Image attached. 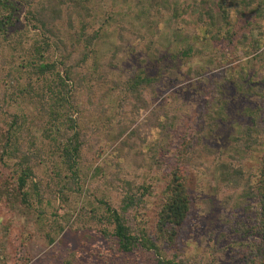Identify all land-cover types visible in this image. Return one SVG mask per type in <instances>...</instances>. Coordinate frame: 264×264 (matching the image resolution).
<instances>
[{
	"label": "rangeland",
	"instance_id": "obj_1",
	"mask_svg": "<svg viewBox=\"0 0 264 264\" xmlns=\"http://www.w3.org/2000/svg\"><path fill=\"white\" fill-rule=\"evenodd\" d=\"M84 1L93 9L87 33L97 30L99 36L87 62L73 74L74 80L80 78L73 118L84 138L82 171L78 185L65 188L62 197L65 179L58 172H70L40 113L39 96L33 90L19 92V87L39 86L21 67L33 56L36 39L26 24L27 6H21L7 35H0V59H5L0 81L7 83L0 85V95L6 96L0 133L10 113L27 115L35 147L44 152L34 180L48 185L43 202L29 211L0 199V264H157L158 256L183 264H245L244 229L251 227L249 234L257 236L251 191L262 177L264 156V0ZM79 22L75 19L76 29ZM59 26L70 49L80 54L84 41H77L65 16ZM53 54L52 59H61L60 51ZM162 64L176 69L181 79L152 96L150 106L135 117L122 116L123 93L111 89L112 82L132 68L157 75ZM12 66L19 68L18 81L9 75ZM157 104L162 106L155 111ZM166 115L170 121L159 127ZM121 120L132 123L129 131L139 126L147 139L160 142L147 150V142L136 139L119 152L121 139L114 142L113 136ZM15 161L3 167L10 178L18 176ZM175 167L186 173L192 206L176 242H161L162 253L123 252L104 236L100 223L80 212L83 206L101 212L100 198L118 204V189L126 180L153 182L161 191ZM159 203L155 196L138 213L152 235Z\"/></svg>",
	"mask_w": 264,
	"mask_h": 264
},
{
	"label": "trees",
	"instance_id": "obj_2",
	"mask_svg": "<svg viewBox=\"0 0 264 264\" xmlns=\"http://www.w3.org/2000/svg\"><path fill=\"white\" fill-rule=\"evenodd\" d=\"M23 3L15 0H0V35L4 37L7 35L19 20L21 6H27L26 24L36 32V39L32 45L33 56L31 55L21 67L35 76V84L39 86L19 87V92L22 94L33 90L39 96L40 113L46 118L53 141L57 142L59 156L70 172L65 176L58 172L59 177L65 179L61 181L65 183L59 189L62 197L65 188L70 187L73 190L72 185H78L82 171L79 162L84 138L74 126L73 118V110L76 108L74 98L77 97L75 91L79 81L78 78L73 79V74L87 62L89 47L98 38L99 32L95 30L92 34L87 33L86 21L93 15V9L84 0H23ZM64 16L66 24L73 29L77 41L79 43L84 41V49L78 55L70 49L68 38L63 35L59 26ZM75 19L80 21L78 29L75 28ZM198 38L204 37L201 35ZM54 49L60 51L61 59H52ZM4 60L0 59V62ZM112 61L108 63L111 65ZM10 68L9 75L15 76L14 73L19 71L20 65L19 68L14 66ZM168 69L167 64H162L157 75L140 73L135 68L124 70L122 79L114 80L112 82L114 86L111 87L123 93L120 102L121 115L135 117L142 109L150 106L152 96L160 95L161 89L177 82V77L181 79L176 69ZM15 77L18 81L19 77ZM5 83V80L0 81V85ZM5 100L4 93L3 96L0 95L1 110ZM161 106L157 104L154 110L158 111ZM10 117L11 121H7L6 129L0 133V199H6L17 206L19 204L29 211L35 208L37 203L43 202L48 190V185H42L34 180L35 168L40 164V160H43L44 152L40 147H35L27 115L10 113ZM147 120L148 118H144L143 121ZM169 121L170 118L166 115L158 121V126L164 128ZM130 124L132 123L127 124L121 120L119 129L113 136L114 142L121 139L116 146L119 152L125 146H134L136 139L144 144L147 142V150L150 144L151 147H156V142H160L153 138L147 139V134L144 130L140 132L139 126L129 131ZM8 160H16L17 177L10 178L4 173L3 167H6ZM259 172L262 175L259 185L256 191H251L257 202V217L253 219L256 223L252 225V227L257 226V236L253 238L249 234L251 227L244 229V234L248 237L244 243L249 247L245 264H264V156ZM186 181V173L181 167H175L171 171L170 178L161 191L153 182L137 183L134 180H126L122 182V189H118L121 198L118 204L100 198V204L103 206L101 212L96 209L89 210L85 206L80 212L100 223L104 236L114 239L121 251L132 252L140 248L159 254L163 249L161 242L166 244L176 242L191 209L192 201ZM155 196L160 198V203L155 235H152L145 227V220H139L138 213L149 206ZM157 262V264H183L177 262L176 257L158 256Z\"/></svg>",
	"mask_w": 264,
	"mask_h": 264
}]
</instances>
